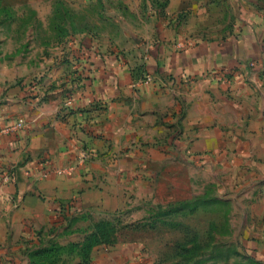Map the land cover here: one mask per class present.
<instances>
[{"label":"crops","instance_id":"crops-1","mask_svg":"<svg viewBox=\"0 0 264 264\" xmlns=\"http://www.w3.org/2000/svg\"><path fill=\"white\" fill-rule=\"evenodd\" d=\"M67 1L137 6L143 0ZM165 1L167 14L187 13L173 26L153 12L156 38L144 62L164 81L134 87V63L115 51L104 53L110 42L84 33L78 37L83 43L69 42L72 62L58 60L46 77L58 86L67 64L79 68L81 81L69 80V97L56 88L36 103L46 92L38 84L26 91L0 87L1 264H27L45 231L60 228L65 213L85 209L87 199L102 195L110 182L136 188L160 171L170 178L175 161L232 163L230 189L243 181L253 206H264V0ZM20 120L22 128L3 130ZM172 145L184 161L172 158ZM84 151L90 157L71 172L43 176L76 164ZM97 184L104 189L95 190ZM71 199L76 206H61ZM109 258L102 257V264H115Z\"/></svg>","mask_w":264,"mask_h":264},{"label":"rangeland","instance_id":"rangeland-1","mask_svg":"<svg viewBox=\"0 0 264 264\" xmlns=\"http://www.w3.org/2000/svg\"><path fill=\"white\" fill-rule=\"evenodd\" d=\"M145 1L133 6L0 0V87L38 84L46 92L36 103L47 101L56 88L69 97L73 93L69 80L81 81L79 68L67 64L58 86L48 84L46 77L58 60L76 57L69 42L73 38L81 42L78 37L84 33L83 38L110 42L104 53L115 51L130 59L134 79L151 74L153 83L164 81L150 73L144 62L156 38L152 15L156 12L162 23L181 25L187 11L167 14L165 0ZM107 10L113 16L104 17ZM169 150L173 159L184 161L176 145ZM208 154L202 156L209 158ZM175 163L170 178L160 177V171L153 181L150 178L136 188L110 182L107 194L105 190L103 196L94 194L85 209L65 213L60 228L45 231L47 237L32 248L53 250L29 255L27 264H102V257L108 256L115 264H264V206H253V196L244 192L245 182L239 189H230L235 183L233 164ZM101 189L97 184L95 190ZM75 203L71 199L61 206ZM51 233L57 234L48 238Z\"/></svg>","mask_w":264,"mask_h":264},{"label":"built area","instance_id":"built-area-1","mask_svg":"<svg viewBox=\"0 0 264 264\" xmlns=\"http://www.w3.org/2000/svg\"><path fill=\"white\" fill-rule=\"evenodd\" d=\"M251 64H253V63H251ZM152 81H153V76L151 74H146L143 78H140L138 80L137 79H134L133 86L136 87V86H139V85H142V84H150ZM72 103H73V99L71 97L68 98L67 105L68 106H71ZM23 125H24L23 120H20L16 124L7 126L3 130L6 131V132H11L13 130H17L19 128H22ZM89 157H90V152L84 151V152H82V154L78 158V161L76 162V164L75 163H72V164H68V165L63 166V167H57V168H54V169H51V170H47V171H45L43 173V176L44 177H48L53 172L56 173V174H58V175L59 174L63 175L65 173H69V172H71L75 168L76 165L82 164Z\"/></svg>","mask_w":264,"mask_h":264},{"label":"trees","instance_id":"trees-1","mask_svg":"<svg viewBox=\"0 0 264 264\" xmlns=\"http://www.w3.org/2000/svg\"><path fill=\"white\" fill-rule=\"evenodd\" d=\"M166 4H167V2H166ZM165 4V5H166ZM16 85H20L21 86V88L23 89V90H25L26 91V89L27 88H30V87H32L33 85H34V83L33 84H30V85H28V86H24V85H22V83H20V82H18ZM79 85H74L73 84V87L74 88H76V87H78ZM30 95V94H29ZM53 250V248H46V247H40V248H37V249H35V250H33L32 249V251L30 252V257H32L33 256V254H46V252L48 253V252H51ZM82 262H80V264H81ZM32 264V263H31ZM89 264H91V262L89 263Z\"/></svg>","mask_w":264,"mask_h":264}]
</instances>
